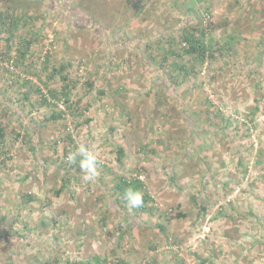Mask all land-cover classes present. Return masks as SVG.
<instances>
[{
    "label": "rangeland",
    "instance_id": "obj_1",
    "mask_svg": "<svg viewBox=\"0 0 264 264\" xmlns=\"http://www.w3.org/2000/svg\"><path fill=\"white\" fill-rule=\"evenodd\" d=\"M46 3L0 0V264H264V0Z\"/></svg>",
    "mask_w": 264,
    "mask_h": 264
},
{
    "label": "clouds",
    "instance_id": "obj_2",
    "mask_svg": "<svg viewBox=\"0 0 264 264\" xmlns=\"http://www.w3.org/2000/svg\"><path fill=\"white\" fill-rule=\"evenodd\" d=\"M77 156L80 157V168L85 173L83 178L86 181L94 179L98 175L97 166L100 162L98 151L94 147L81 144L75 153L67 156V161L75 163ZM124 198L130 208H139L143 205V195L139 191L128 189Z\"/></svg>",
    "mask_w": 264,
    "mask_h": 264
},
{
    "label": "trees",
    "instance_id": "obj_3",
    "mask_svg": "<svg viewBox=\"0 0 264 264\" xmlns=\"http://www.w3.org/2000/svg\"><path fill=\"white\" fill-rule=\"evenodd\" d=\"M10 1H21V2H30V1H24V0H10ZM40 2H41V4H48V3H46L47 2V0H39ZM67 13H69V14H71V19L73 18V12L72 11H70V10H67ZM70 16V15H69ZM12 20H11V22L10 23H14L15 25L17 24V21H16V19H14V16H12ZM88 22L89 23H91L90 24V27H92V29L93 30H96V29H99V28H101V30H103L104 32H105V37L108 39V40H110V39H112L114 36H112L111 34H113V32H112V30L111 29H109L107 26H106V28L105 27H102V25H100V23H98V22H96L95 20H91V19H88ZM9 26H11V24H9ZM97 26H99V27H97ZM10 31H11V28H10ZM100 32V31H99ZM185 39H186V41H189V42H192L193 41V46H192V49L194 50V51H199V49L201 48V47H199V44L202 42V41H199V40H192V37L191 36H187V37H185ZM203 48V47H202ZM65 91H66V93H65V95L67 96V94L69 93V91H68V89H67V86H66V88H65ZM57 117H60V114H58L57 115ZM140 183L139 182H137L136 183V186H135V189H139V187H140Z\"/></svg>",
    "mask_w": 264,
    "mask_h": 264
},
{
    "label": "water",
    "instance_id": "obj_4",
    "mask_svg": "<svg viewBox=\"0 0 264 264\" xmlns=\"http://www.w3.org/2000/svg\"><path fill=\"white\" fill-rule=\"evenodd\" d=\"M25 1H39V0H25Z\"/></svg>",
    "mask_w": 264,
    "mask_h": 264
}]
</instances>
